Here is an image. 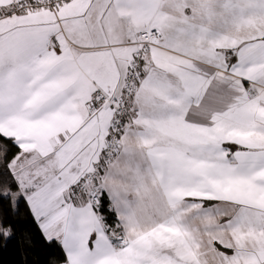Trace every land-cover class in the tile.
<instances>
[{
  "label": "snow or ice",
  "instance_id": "snow-or-ice-1",
  "mask_svg": "<svg viewBox=\"0 0 264 264\" xmlns=\"http://www.w3.org/2000/svg\"><path fill=\"white\" fill-rule=\"evenodd\" d=\"M37 234L264 264V0H0V241Z\"/></svg>",
  "mask_w": 264,
  "mask_h": 264
},
{
  "label": "trees",
  "instance_id": "trees-1",
  "mask_svg": "<svg viewBox=\"0 0 264 264\" xmlns=\"http://www.w3.org/2000/svg\"><path fill=\"white\" fill-rule=\"evenodd\" d=\"M31 226L24 224L21 230L29 229ZM0 241V264H46L58 254V249L48 247L37 234L33 247L25 248L19 241L13 240L6 247Z\"/></svg>",
  "mask_w": 264,
  "mask_h": 264
}]
</instances>
